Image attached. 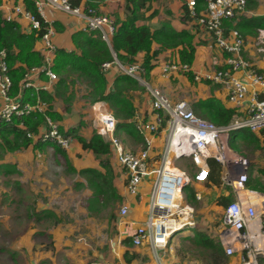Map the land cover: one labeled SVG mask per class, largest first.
Returning <instances> with one entry per match:
<instances>
[{
	"label": "built area",
	"instance_id": "obj_1",
	"mask_svg": "<svg viewBox=\"0 0 264 264\" xmlns=\"http://www.w3.org/2000/svg\"><path fill=\"white\" fill-rule=\"evenodd\" d=\"M71 1L34 0V12L17 4L2 17L6 22L24 20L30 33L33 32L41 41L42 49L40 65L26 68L14 95L8 53L6 50L0 51V123L8 122L14 117L40 114L44 120L38 128V134L27 132L26 137L33 142L40 140L46 143L51 140L62 150L70 147L71 136L59 131L56 123L46 113L47 104L38 96L41 91H49L58 80L53 71L56 57V46L53 42L55 30L53 21L46 16V10L77 18L83 22V30L97 33L101 41L109 47L115 33L111 18L98 15L89 5L72 6ZM247 2L248 0H204L202 11H197L196 0H188L185 3L189 17L196 21L200 29L213 36L214 44L221 53L229 55L226 60L227 69L213 67L211 70L197 72L191 65L178 61H165L161 66L162 75L165 77L173 73H190L194 82L226 85L229 89L228 102L235 106L240 105L248 89L254 87L251 103L245 113L235 116L226 126H217L198 117L184 101H170L161 89L144 77L140 63L123 65L113 55V62L103 63L101 66L103 71L117 66L123 75L136 80L151 99L155 121L137 125L136 129L144 138L143 148L138 152L125 149L116 136L115 117L109 110L101 109L99 104L93 105L95 113L91 125L95 133L109 143L118 166L125 172V188L130 197H137L141 182L147 177H153L148 199V215L131 235V242L135 247L148 244L155 252L156 258L157 251L166 248L173 235L194 228L197 224L193 215L194 207L188 204L182 206V197L179 200L177 196L192 182H207L208 159H214L222 168L221 186L226 183L232 193V200L222 208L220 224L214 237L225 257L236 258L239 264H264V194L245 186L249 178V165L245 160L240 161L238 172L235 174L226 169L224 162L225 143L232 132L241 129L252 133L264 131V99L257 98V95L261 94L259 91L264 89L263 77L242 57L244 39L241 34L237 30L226 34L224 28L225 21H231L244 13ZM242 69L245 71V81L238 79L234 74ZM40 75L48 78L43 85L34 81ZM258 88L260 89L256 90ZM27 89L34 92L35 101H24V92ZM30 96L33 97L32 94ZM162 123H165L162 151L157 167L149 169L152 134L157 132ZM184 158L190 160L193 175L188 176L186 172L173 166L174 161ZM195 198L199 200L200 194L195 193ZM127 214L128 207L123 205L120 215L124 217Z\"/></svg>",
	"mask_w": 264,
	"mask_h": 264
},
{
	"label": "crops",
	"instance_id": "obj_2",
	"mask_svg": "<svg viewBox=\"0 0 264 264\" xmlns=\"http://www.w3.org/2000/svg\"><path fill=\"white\" fill-rule=\"evenodd\" d=\"M188 0H172L168 7L164 10V12L159 9V3L161 0H158L152 4V8L150 11L146 12L145 16L147 17L152 13V11H156V15L146 22L139 23L140 25H147L152 32L158 30L163 23L167 22L170 24L171 28L176 32L185 31L191 37V46L193 47V59L190 63L193 70L197 72H203L206 70H211L213 67L227 69V58L229 55L225 53H221L214 44L213 36L210 33L205 32L200 29L195 20L190 18V21L187 23L183 21L184 12L182 10V5L185 4ZM27 3H32L34 6V0H27ZM21 4L25 6V0H0V15L3 17L9 10L12 9L14 5ZM81 6L89 5L93 9L97 10L99 13H102L104 16L111 18L116 25V23L125 18V7L126 0H86L85 2H80ZM27 9V8H26ZM28 10V9H27ZM31 11V10H29ZM34 12V11H33ZM101 14V15H102ZM46 16L53 21V27L55 30V35L53 37V42L56 46V57L55 61H57V52L64 51L66 53H79L74 43V35L77 33H82L85 35L90 34V32L83 30L84 24L82 21L77 18L67 15L62 12H50L46 10ZM264 16V0H248L244 13L231 21L224 22V28L226 34L233 30L234 24L238 22L240 18L243 19H252L255 17ZM237 19V20H236ZM235 20V21H234ZM15 22L18 23L20 31L23 34H30L28 30V26L26 22L22 19H17ZM228 23H232V26L229 28ZM244 38V48L242 50V57L249 62V64L260 73L263 77L264 81V32L255 30L254 33L250 34L242 32ZM97 36V34H96ZM98 37V36H97ZM101 41V40H100ZM103 42V41H102ZM104 43V42H103ZM106 44V43H105ZM106 46L112 53V48L107 44ZM42 49V43L39 39H37L33 46V51L40 55V51ZM160 45L158 43H152L149 51V56L153 55L155 51H159ZM183 47L179 46L172 49H167L166 51L162 50L159 52V56L151 61L150 70L148 72V81L152 83L155 87L161 89L164 95L172 102H175L178 99H182L189 101L187 98L191 97L193 102H198L200 100H204L207 98H213L220 102L223 106L227 108H232L235 110L236 116H242L247 110L249 104L251 103L255 88H249L246 96L240 105H233L228 102V94L229 89L226 85L221 84H211L205 82H192L189 79L188 75L183 74H170L168 76H163L161 72V66L165 61H178L182 62L183 55ZM145 53H138L136 56V60L138 63L144 62ZM54 61V65H55ZM57 63V62H56ZM184 63V62H182ZM216 63V64H214ZM20 64L15 63L12 69H18ZM26 70V66H21ZM55 73H58L61 77L66 78L67 83H70L71 78H76L78 75L74 72H57L54 69ZM25 72V71H24ZM104 78L106 81V90H112L115 79L121 75V71L117 66H113L104 72ZM235 76L245 81V71L239 70L234 72ZM22 80V79H21ZM20 80V81H21ZM48 78L44 75H40L38 78H35L34 81L40 85H43L47 82ZM57 80V82H58ZM19 81V83H20ZM174 81V84L172 83ZM57 82L52 86L49 91H43L46 97H52L51 100V109L50 113H55L59 115V119H52L58 129L62 133H69L71 136V145L67 150H63L70 164L73 166L75 171L78 173L81 170L86 169H96L101 170L99 167V160L89 151H84L81 147V144L78 142L77 137H82L85 139H90L91 136L95 133L92 128L91 121L94 117L95 106L94 104H99L101 109L109 110V106L104 102H95L90 104L88 100L83 98L85 94V82H82L84 88L78 90L76 84L74 83L73 87H70L67 91L66 97L71 94L69 102L66 98H62L57 95ZM77 83V82H76ZM19 86V84H18ZM140 86V85H139ZM254 88V89H253ZM18 89V88H17ZM260 88L256 89L259 90ZM31 89L25 90V92H29ZM24 92V101H32L34 97V92L31 90L30 93L26 95ZM42 92V91H41ZM261 94H264V89L262 88L259 91ZM13 95L16 93L13 89ZM78 93H81L80 98H78ZM33 95V97L30 96ZM29 96L28 98H26ZM126 97L131 101L133 107L135 109V116L133 121L136 124L141 123H153L155 121V113L151 106V99L149 94L143 90V88L138 87L134 89H130ZM174 97V99L172 98ZM35 98V97H34ZM31 99V100H28ZM178 100V101H182ZM176 101V102H178ZM186 101V102H187ZM188 103V102H187ZM194 103V104H195ZM193 104V106H194ZM192 109V108H191ZM48 110V109H47ZM193 110L195 111L194 107ZM192 110V111H193ZM193 111V112H194ZM201 118H206L207 116L201 113L200 111H195ZM47 113V111H46ZM196 115V114H195ZM198 116V117H199ZM40 127V126H39ZM256 137L260 140V145L264 147L263 138L264 131L259 133H254ZM116 136L121 138L123 141L124 147H133L135 150H140L143 148V145H138L134 141H132L126 134L123 132H117ZM164 126H160L157 132L152 134V148L150 150L149 169L157 167V161L159 159V154L162 151V146L164 142ZM244 141V140H238ZM247 142V141H244ZM34 143V142H33ZM255 147V145H254ZM0 149L3 151L5 158L2 159L3 163H0V175L2 176H12L14 192L13 197L19 201V209H17V213L13 215V222H15V229L12 231V237H7L8 233H11L9 226L5 223L8 219H3L5 228L0 231V253H3L2 249L4 248V244L1 243L2 240L8 241L9 238H12L11 243H13V248L16 250L23 249L22 257L26 260L25 264H57L56 259L50 253L51 250H46L45 246L42 245L40 247H44V249H38V246L35 245L33 241H37L46 237L47 234L52 238H56L62 234L60 230L57 229L53 231L54 219L50 218L48 214H43L42 211H51L55 214L56 218H59V213L57 210L52 208L50 205H42V208L39 207V198L34 197L30 201H28L25 207V210L22 213L21 206L24 205L23 202L20 201L23 195H29L30 197L34 195H38L41 191L43 192V196H46V177L42 179L41 188H36L37 179H39V174H46L47 169L40 168L35 169L34 165L39 162L42 158H50L53 161L52 168L54 170H58V166L61 167L63 165L64 168L65 162L61 159V157L55 158L54 150L51 146H45L42 150L34 149L31 145L25 149L15 150L13 152H9L0 146ZM47 150V151H46ZM49 150L53 152L48 153ZM51 154V155H50ZM111 163L112 171H113V185L121 196L122 200L115 206L112 207L109 204L110 208L109 215H107V222L111 224L113 236L110 240V244H108V248L101 249L104 251L102 255H100V251H92L90 255H93L92 258H80L76 263L72 264H181L178 256L181 255V252L177 253L175 249L170 247V240L173 239L180 233H183L180 237L181 240L184 238L186 242H190L193 237V230H198V227L188 228L185 230L188 231H180L172 236L169 239V243L166 248L157 251V258L155 256V252L151 249L148 244L135 247L132 245L131 239L129 244H124L123 241L127 238H131V235L134 233L136 228L142 224V222L133 219V215L137 212L136 207L142 201V195L146 191L148 187V183L152 185L153 177L145 178L140 186H139V194L137 197H130L126 193L125 188V172L118 166V162L116 156L114 154H110L106 156ZM104 159L105 157H100ZM264 169V164H261ZM5 167V168H3ZM11 167H14V171L16 173H10L8 170H11ZM74 175V174H73ZM78 175V174H77ZM253 175V172H252ZM258 175V170H257ZM253 175V176H257ZM149 178H152V181L146 182ZM83 187H80L81 190H87V193L83 194L84 199L82 202V206H86L84 211L91 216L92 213L100 212L102 210H98L99 206L95 211H89L88 201L91 199L92 192L87 188L85 182L78 181ZM193 188V186H191ZM205 187V186H204ZM222 186L219 187H208L204 190H217L220 191ZM39 189V190H37ZM195 193H199L194 189ZM200 194V193H199ZM204 195V194H203ZM202 195V196H203ZM223 196V195H220ZM219 197V196H218ZM216 197V198H218ZM225 197V196H224ZM15 199L13 200L15 202ZM216 200V199H215ZM216 203V202H215ZM126 205L128 207V214L122 217L118 215V205ZM217 206V205H216ZM218 207V206H217ZM105 210V209H104ZM198 218V217H197ZM203 218V217H201ZM200 218V219H201ZM111 219V222H110ZM199 223V220H197ZM49 225H46L48 224ZM197 223V224H198ZM21 228V230H20ZM23 229V231H22ZM50 229V230H49ZM45 234V235H44ZM45 236V237H43ZM176 239V238H175ZM179 239V238H177ZM105 243V242H104ZM103 243V244H104ZM42 244V242H40ZM54 245V244H53ZM36 250V251H35ZM135 255V258L132 257ZM236 259V258H232ZM193 262V263H192ZM8 264H21L20 257H16L13 255L10 260H7ZM65 264V263H63ZM186 264V263H184ZM190 264H199L198 262L191 261ZM207 264V263H206Z\"/></svg>",
	"mask_w": 264,
	"mask_h": 264
},
{
	"label": "trees",
	"instance_id": "obj_3",
	"mask_svg": "<svg viewBox=\"0 0 264 264\" xmlns=\"http://www.w3.org/2000/svg\"><path fill=\"white\" fill-rule=\"evenodd\" d=\"M156 1L158 0H126L125 18L118 21L116 25L114 24L115 33L111 40L112 53L106 44L100 41L101 39L97 37L98 35L96 36L97 33L90 32L88 35L77 33L74 35L73 40L79 53L58 51L57 61H55L54 65V69L55 71L57 70V72H74L78 75L76 78H71L72 80L70 83H67L64 77L58 80V96L66 98L68 100L67 102H69V100H71L70 98H72L71 94L66 97L69 88L73 87L74 83L76 84L77 81H84L85 94L83 98L88 100L90 104L95 102L106 103L117 121L116 134L118 131L123 132L138 145L144 144V138L136 129L137 124L133 121L135 109L131 101L126 97V94L130 89L140 86L133 78L121 74L115 79L112 90L107 91L104 71L101 66L103 63L113 62V55H115L116 59L123 65L138 63L136 60L137 54L144 52L145 59L144 62L141 63V66L144 70V77L148 80L150 63L159 56V52L179 46L183 47L184 51L182 62L190 65L194 50L191 46V37L188 33L185 31H174L167 22L163 23L162 26L154 32H152L147 25L139 24L149 21L156 15V11H152L150 15L147 17L145 16L146 12L151 10L152 4ZM71 5L79 6L80 1L72 0ZM25 6L28 10L35 11L33 4H28L27 0H25ZM196 9L197 11L204 10V0H196ZM182 10L184 12L183 21L187 23L190 21V17L186 4L182 5ZM231 26L232 23H228V27L230 28ZM232 28L233 30H237L244 39L245 37L242 35V32H249L252 34L256 29L257 32L259 30H264V16L247 20H242V18H240ZM37 39L38 37H36L33 32L29 35L23 34L17 22H6L0 15V51L6 50L8 53L9 74L12 79L14 92H17L19 81L25 73V69L21 66L30 68L40 65L41 63V56L33 51V46ZM152 43H158L160 49L149 56ZM15 63H19L20 68L12 69ZM185 75H188L192 82L194 81L190 73ZM30 91L31 90L25 92L26 95L27 93L29 94ZM38 96L47 104V114L52 119H59L60 117L58 114L50 113V102L53 98L46 97L43 92H40ZM28 97L29 96L26 98ZM34 97L32 101H35ZM257 98L259 100L264 99V94L257 95ZM193 107L195 111H200L206 115V118L217 126H226L230 124L236 116L234 109L223 106L213 98L200 100L196 102ZM43 120L44 117L42 115L34 114L21 118L14 117L8 122L0 123V146L9 152L25 149L31 145L34 149L38 150H42L45 146H51L54 150L55 158L61 157V159L64 160L67 172L76 174L77 172L70 164L66 153L58 144L51 140L46 143L37 140L33 143L31 139L26 137L27 132L37 135L38 128ZM21 125H23L24 129ZM162 126H165V123H162ZM71 132L68 131L64 134L68 136ZM230 136L229 145L231 146L233 144V139H240L255 145V148H263L260 145L259 138L248 130H237L232 132ZM77 140L84 151L91 152L99 160V167L101 168V170L86 169L78 172V174L85 178L87 188L92 192L91 199L88 201V210L95 211L98 206H107L109 204L115 207L122 198L113 185V171L111 163L106 157L112 153L109 143L96 133H94L90 139L78 136ZM262 141L264 143V138ZM100 157L105 158L102 159ZM208 166L209 179L203 185L206 188L221 186V165L214 159H208ZM8 171L10 173H16L14 167H11V170ZM245 186L251 190L264 194V169H258L257 176L251 174ZM75 187H83V185L77 183ZM228 188L231 191L229 186ZM183 193L185 195V202L188 205L192 207L198 205L199 202L195 198V192L190 185L183 188ZM231 200L232 196H219L216 198L215 202L218 207L225 208ZM42 213L48 214L50 218L54 219V222L58 221V218H56L53 212L42 211ZM219 224L220 221L214 223V228H217ZM193 234L194 237L191 242L207 260L202 261L207 264H226L224 253L213 234L210 235V232H206L204 229L193 230ZM130 239L131 238L125 239L123 243L129 244ZM132 257L135 258V255H132Z\"/></svg>",
	"mask_w": 264,
	"mask_h": 264
},
{
	"label": "rangeland",
	"instance_id": "obj_4",
	"mask_svg": "<svg viewBox=\"0 0 264 264\" xmlns=\"http://www.w3.org/2000/svg\"><path fill=\"white\" fill-rule=\"evenodd\" d=\"M170 2H172V0H161L158 6L159 9L164 12ZM96 13L98 15L102 14L97 10ZM101 16L104 15L102 14ZM56 75L58 79L61 77L58 73H56ZM172 83L174 84V81ZM76 86L78 90L84 88L82 82L80 81H77ZM141 88L143 87L141 86ZM143 90L145 91L144 88ZM80 95L81 93H78V98H80ZM172 98L174 99V97ZM187 99L189 101L184 100V102L187 101L188 103H186L193 110V104L195 102L192 101L191 97H188ZM194 113L199 116V114H197L195 111ZM206 120L210 121L207 118ZM230 137L227 138L224 150V162L226 169L235 174L238 172L240 161L245 160L249 165V177L252 172L253 175H257V170L262 168L261 164H264V147L262 149H258L249 142L238 141L235 139H233V144L231 146L229 145ZM119 139L123 143L122 139ZM125 149L131 152H138L142 148H140V150H135L132 146H126ZM48 153L53 154L51 150H49ZM4 158L5 155L0 149V163H3L2 159ZM52 163L53 161L50 158H42L34 165L35 169H47L46 174L38 175L39 179H37V184L35 186L36 188H41L43 185L41 184L42 179L46 177V186H48V188H46L47 195L43 196V192L41 193V191L38 195H34L32 197H30L28 194L26 196L23 195L22 198H20V201L24 203V205L21 206V210L23 209L22 213H24L23 211L26 207L25 202L27 203L34 197L39 198L38 204L40 208H42V205H50L52 208L58 211L59 218L57 222H54L55 228H53V231L56 230L57 226H60L57 227V229L60 230L62 234L56 238H52L47 234L46 237L48 238H43L33 242L38 246L39 250L44 249V247L40 246L46 245L45 249L51 250L50 253L55 259L57 258L55 261L57 264H72L76 263L80 258H92L93 255H90V253H93L92 251H100L101 249L108 248V244H110V240L112 239V227L111 224L107 222V215H109L108 208H110V206H101L98 208V210L102 211L98 213L96 211L92 213L91 216L88 215V213L84 211L86 206H82V202L85 197L83 194L87 193V190H81L80 187H75V185L79 183L78 181L86 183L85 178L78 173L74 175L68 173L63 165L61 167L58 166V170H54L52 168ZM173 166L186 172L188 176L193 174L190 160L187 158L174 161ZM13 179L14 178L12 176L0 175V231L5 228L3 219L8 217L5 224L9 226L11 233H8L7 237H12V235L15 234L12 232L14 231L16 225L15 222H13V215H15L14 213H17V209H19V201L13 197ZM148 181H152V178H149L146 182L148 183ZM189 185L190 187L193 186V188L200 193L201 197L198 200V205L194 207V218L199 220V223L195 226L198 227V229H204L206 232H210V235H212L216 231V228H214L213 224L220 221L223 212L221 207L216 206L215 199L220 195L225 197L232 196V193L226 183H224L222 188L219 189V192L214 189L209 191L204 190L205 187L203 184H196L195 182H192ZM150 190L151 184L148 183V187L142 195V202L136 207L137 212L133 215V219H136L140 222L145 221L148 215V199ZM179 197H182V206L187 204L185 202V195L183 192ZM179 197L178 199L180 200ZM14 199L15 202L13 201ZM122 206V204L118 205V215ZM46 225H49V223ZM182 234L183 233H180L170 240V247L175 249L177 253L181 252V255L178 256L180 263L190 264L191 261H194L198 262L199 264H206V262L202 261L206 260V258L200 251L197 250L191 241L186 242L184 238L181 240L182 237L180 236ZM12 238H9L8 241H1V243L4 244V248L2 249L3 253H0V264H8L7 260H10L13 255L20 257L21 264H25L26 260L21 256L23 254V249L16 250L13 248L14 244L10 242L12 241ZM40 242H42V244H40ZM103 252L104 251L101 250L100 255H102ZM237 262V259L225 257L226 264H239Z\"/></svg>",
	"mask_w": 264,
	"mask_h": 264
},
{
	"label": "bare ground",
	"instance_id": "obj_5",
	"mask_svg": "<svg viewBox=\"0 0 264 264\" xmlns=\"http://www.w3.org/2000/svg\"><path fill=\"white\" fill-rule=\"evenodd\" d=\"M180 195H178L177 197H179ZM180 198V197H179Z\"/></svg>",
	"mask_w": 264,
	"mask_h": 264
}]
</instances>
